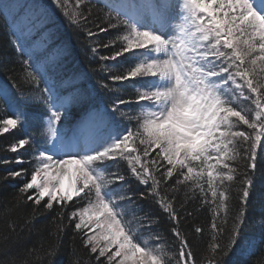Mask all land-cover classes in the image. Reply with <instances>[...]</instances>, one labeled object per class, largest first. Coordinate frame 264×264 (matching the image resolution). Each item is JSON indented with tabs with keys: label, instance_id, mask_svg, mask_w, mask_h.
I'll return each instance as SVG.
<instances>
[{
	"label": "snow or ice",
	"instance_id": "6c2138e0",
	"mask_svg": "<svg viewBox=\"0 0 264 264\" xmlns=\"http://www.w3.org/2000/svg\"><path fill=\"white\" fill-rule=\"evenodd\" d=\"M30 7L44 11L40 3ZM104 7L109 10V26L123 24L128 31L122 36L126 41L122 51L111 57L101 56L102 60H115L130 50L152 46L139 54L148 59L138 63L126 76L113 79H157L137 85L141 90L134 101L119 97L113 101L112 111L129 122L123 129L108 126L99 112H90L88 119L71 130L66 128L64 122L70 108L90 103V94L79 87L81 75L75 72L61 79L62 86L69 89L67 95L47 88L44 99L50 115L46 132L42 131L44 125L39 114L29 117L20 109L11 118L0 121V133L35 121V135L19 139L10 149L17 152L18 148L33 144L34 169L20 192L36 189L35 199L31 195L27 199H34L39 205L47 197L48 209H52L53 201L67 204L74 196L84 193L88 206L73 212L69 219L79 216L75 229L87 228L94 233L85 232L83 243L91 246L92 253L99 247V255L106 257L107 264H192L190 244L179 230L181 217L172 202L178 197L166 198L160 190L163 186L168 191L173 177L172 187L176 190L190 180L199 186L206 174L215 197V181L231 182L236 175L228 161L237 158L238 148L244 149L247 168H256L258 155L264 162V141H260L259 154L256 150L258 138L264 137V0H161L155 5L149 0L142 3L105 0ZM20 8L18 0H0V17L9 22L13 36L17 35L20 23H28V18L18 20ZM79 27L88 36L95 35L84 25ZM17 42L18 37L14 43ZM19 50L25 51L23 47ZM91 51L95 53L96 48ZM60 68V65L52 66L53 71ZM35 70L40 71L38 67ZM40 78L47 81L46 72H41ZM245 88L250 95H245ZM5 96L0 90V98ZM249 101L255 105L254 117L248 115L251 109L242 106ZM133 103L140 110L139 115H131L120 107L124 105L131 111ZM133 120L135 127L131 126ZM237 121L252 132L237 130ZM121 160L127 161V175L116 173L122 182L117 191L107 187L105 176L97 169L112 168L107 161L116 162L118 167ZM70 165L74 167L69 169ZM9 175L23 179L24 170ZM64 177L68 178L67 190L62 186ZM244 177L239 214L226 242L213 237L208 264H246L243 260L234 262L229 256L230 252L232 256L244 254L245 210L251 191L249 185H253L251 174L245 171ZM133 183L147 186L139 191L138 199L131 189ZM113 194L119 202L112 199ZM219 200L218 211L226 208L225 191L219 192ZM139 201L158 203L167 217L145 210ZM257 221L264 244V210L253 223ZM212 227L216 232L222 231L216 224ZM101 239L103 246L99 245ZM169 241L170 247H162ZM176 241L181 249L179 259L168 254L174 250ZM260 257L264 258V252Z\"/></svg>",
	"mask_w": 264,
	"mask_h": 264
},
{
	"label": "trees",
	"instance_id": "16d2710c",
	"mask_svg": "<svg viewBox=\"0 0 264 264\" xmlns=\"http://www.w3.org/2000/svg\"><path fill=\"white\" fill-rule=\"evenodd\" d=\"M143 0H135L140 2ZM21 8L18 9V20L28 18V23H20L16 36L10 34L9 22L0 17V90L6 96L0 98V121L11 118L17 109L24 111L29 117L39 114L46 116L44 105L48 92L45 83L50 80L52 89L67 95L69 89L62 86L61 79L70 73L81 75L79 87L90 94V103L76 105L70 108V114L65 126L69 130L75 128L89 117L90 112H99L103 115L108 126H117L121 129L129 125L122 116L112 111L113 101L121 99H136L141 84V79L114 80L116 76H126L135 67L136 59L128 53L117 56L115 60H102L101 56H109L121 52L126 41L122 39L128 29L119 24L113 28L108 23V9L104 7L105 0H18ZM119 2V0H113ZM33 3L44 5L43 13L32 9ZM159 4L160 0H154ZM153 4V5H155ZM83 13V16L81 15ZM90 13V14H89ZM115 16V13H112ZM39 17V18H37ZM87 18L88 23L85 24ZM116 23V21H113ZM84 25L95 35L88 36ZM106 31H100V29ZM18 42L14 43V41ZM23 47L24 52L19 49ZM95 47L96 52L91 49ZM255 55V54H254ZM28 63L25 64L24 61ZM53 65H60L59 71H53ZM39 68V72L35 68ZM251 67V65H249ZM259 69L257 68V71ZM46 72L48 80H42L40 73ZM33 76L36 80H33ZM45 82V83H44ZM242 83V82H241ZM49 88V86H48ZM245 95L250 93L244 91ZM242 106L251 109L249 116H255V105L243 102ZM44 107V108H43ZM125 112L131 115H139L137 105H131V111L124 105H120ZM136 126V121L131 122ZM237 130L248 133L246 125L237 121ZM36 125L34 119L25 127H17L7 133H0V264H107L104 258L91 252L89 246H85L86 239L83 231L75 229L77 223L72 216L79 208L75 201L67 204L53 203L52 209L45 207L47 200H42L39 205L34 203L36 193L29 190L21 193L20 188L30 180L33 171V144L26 145L21 152H12L11 146L18 143L19 139L35 135ZM258 138L257 154L260 152ZM139 143V142H137ZM237 143H240L239 141ZM247 144V142H245ZM37 147L39 145H36ZM239 155L228 164L236 170L233 181H215L217 195H212V189L208 187V177L205 174L200 180L199 186L193 181L186 185L178 186L176 190L172 186L175 177L169 181V190L161 188V195L166 198L175 195L178 200H173L181 217L179 230L188 238L193 254L192 264H208V256L211 253V245L215 236L217 240L226 242L229 232L233 228V221L241 208L242 188L245 186L244 172L252 176L253 185H249L251 191L245 210L244 239L242 248L244 254L237 253L229 256L232 260H243L246 264H264V258L260 257L264 252V244L261 243V230L259 221L253 223L258 214L264 210V162L257 159L255 169L247 168L244 159V149L238 148ZM155 155V153H152ZM249 158H250V154ZM17 160H23L18 164ZM110 169H103L105 175L111 179V189L119 190L122 182L118 181L117 172L127 175V163L111 161ZM24 170V178H12L9 173ZM186 171V170H185ZM227 172V169H222ZM147 186L136 183L131 185L132 192L138 193ZM203 189V191H201ZM225 191L226 208L219 210V192ZM33 200H28V196ZM118 201V196L113 194ZM119 202V201H118ZM147 211L162 212L158 203L139 201ZM181 204L183 207H181ZM191 213V215H189ZM216 224L222 231L216 232L212 225ZM200 228V232L196 229ZM173 240L175 237L172 238ZM171 241L162 247H170ZM180 244L176 241L175 248L169 251V256L179 259ZM187 251V250H185ZM227 259V257H225Z\"/></svg>",
	"mask_w": 264,
	"mask_h": 264
},
{
	"label": "rangeland",
	"instance_id": "374dc122",
	"mask_svg": "<svg viewBox=\"0 0 264 264\" xmlns=\"http://www.w3.org/2000/svg\"><path fill=\"white\" fill-rule=\"evenodd\" d=\"M143 1H140V2H138V3H142ZM149 2L150 3H152V4H155L154 3V0H149ZM160 2H161V0H160ZM148 20L150 21L151 20V17L149 16L148 17ZM151 45H149L148 46V48H146V49H133V50H130L129 52H126V53H128V54H131L135 59H136V62H135V66L138 64V63H143L146 59H148V57L147 56H142V55H139L140 53H144V52H147V51H149V49H151ZM132 79H141V80H143V81H147V80H156L157 78L156 77H144V78H140V77H137V78H132ZM48 80V79H47ZM49 82L46 84L45 82V85H46V88H48V86L49 87H51L50 86V80H48ZM52 88V87H51ZM244 91H246V92H248L247 91V88H245L244 89ZM142 103H147L146 101L145 102H142ZM44 107L46 108V116L43 118V125H44V128L42 129V131H44V132H46L47 131V117L50 115V113H49V110H48V108H49V106H48V104L46 103L45 105H44ZM43 107V108H44ZM233 119H235V118H233ZM236 124H237V122H236ZM11 130H13V129H10L9 130V132L11 131ZM27 146H25V148H26ZM25 148H18V150H17V152L19 153V152H21L22 151V149H25ZM16 152V153H17ZM126 162L127 163V161L126 160H121L120 162ZM111 161H107L106 163L107 164H109ZM197 165H199V162H197ZM33 167H34V156H33ZM68 167H74V166H68ZM34 169V168H33ZM104 168L103 167H101V168H98L97 169V171H99L101 174H103L104 176H105V178H106V181H107V187L108 188H111V184H110V180L111 179H113V178H110V177H108L107 175H105V173H104V170H103ZM67 178V177H66ZM66 181H68V178H67V180ZM66 188H67V185H66ZM33 192H35L36 193V189H31ZM94 198V197H93ZM112 199H114V200H116V198L114 197V196H112ZM44 200H48V198L47 197H45L44 198ZM71 201H75L77 204H78V206H79V208H78V210L77 211H82L83 210V208L84 207H87L88 206V201H87V199L85 198V195H84V193H81V196H79V197H73V199L71 200ZM55 201H53V203H54ZM69 202V201H68ZM76 211V212H77ZM75 218V220H76V222H79V216H75L74 217ZM84 233L85 232H88V235H93L94 233L93 232H89L88 231V229L87 228H85V229H83L82 230ZM97 232H99V230H96ZM103 244H104V241L101 239V240H99V245L100 246H103ZM90 248H91V246H89ZM115 249H112V251H114ZM96 254L100 257V258H104L105 260H106V257H101L100 255H99V247H98V249H97V252H96ZM107 255H110V253H108ZM117 259H119V258H117ZM107 261V260H106ZM113 264H115V262H113Z\"/></svg>",
	"mask_w": 264,
	"mask_h": 264
},
{
	"label": "bare ground",
	"instance_id": "6f19581e",
	"mask_svg": "<svg viewBox=\"0 0 264 264\" xmlns=\"http://www.w3.org/2000/svg\"><path fill=\"white\" fill-rule=\"evenodd\" d=\"M71 168H73V167H69V169H71ZM66 180H67V178L64 177V178H63V185H62V186L65 188V190H67V188H66L67 181H66Z\"/></svg>",
	"mask_w": 264,
	"mask_h": 264
}]
</instances>
